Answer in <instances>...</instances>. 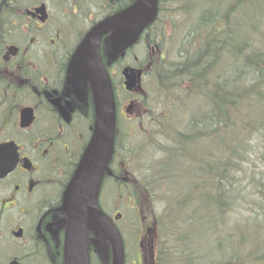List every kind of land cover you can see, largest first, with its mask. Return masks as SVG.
<instances>
[{"label": "flooded vegetation", "instance_id": "obj_1", "mask_svg": "<svg viewBox=\"0 0 264 264\" xmlns=\"http://www.w3.org/2000/svg\"><path fill=\"white\" fill-rule=\"evenodd\" d=\"M134 1L0 0V264H65L63 194L93 134L96 105L91 83L84 80L88 68L70 66L90 30ZM157 1L154 20L116 59L111 57L112 32L101 38V62L115 96L116 136L99 186L100 206L126 187L121 122L138 120L131 116L135 102L147 104L151 80L157 93L162 89L157 71L170 60L177 64L183 56L177 51L188 47L186 37L176 43L174 33H166L177 10ZM206 12H191L198 16L193 25L188 22V33L204 29L197 24ZM213 28L217 33L219 25ZM178 44L174 57H167ZM87 55L76 61L89 63ZM137 70L140 87L126 89V76L138 75ZM93 238L89 234L88 246ZM143 243L139 237L138 263L157 264L154 238Z\"/></svg>", "mask_w": 264, "mask_h": 264}, {"label": "trees", "instance_id": "obj_2", "mask_svg": "<svg viewBox=\"0 0 264 264\" xmlns=\"http://www.w3.org/2000/svg\"><path fill=\"white\" fill-rule=\"evenodd\" d=\"M247 1L233 0L231 11L220 17L204 13L197 24L204 26L198 31L203 36L197 28L196 37L187 33L179 62L157 71L162 90L190 96L192 103L188 124L147 181L154 192V183L164 181L170 208L155 220L158 264H264V250L256 256L244 246L251 234L232 228L228 218L238 197L239 154L260 124L254 110L264 114V53L252 38L262 18L247 9ZM171 238L175 251L169 256Z\"/></svg>", "mask_w": 264, "mask_h": 264}, {"label": "rangeland", "instance_id": "obj_3", "mask_svg": "<svg viewBox=\"0 0 264 264\" xmlns=\"http://www.w3.org/2000/svg\"><path fill=\"white\" fill-rule=\"evenodd\" d=\"M162 1L163 5L171 6L173 10H177L172 16L173 22L170 23V30L166 29V33H174L176 43H181L191 30L188 26L193 25L196 21L198 14H191V12L209 11L212 16L216 13L220 17L231 11L233 3V0ZM245 4L249 11L255 13V17L262 18V21L259 20L261 21L259 31H256L252 38L264 53V0H248ZM179 45H175L172 51L169 50L170 53L167 54V57H174ZM134 52L140 54L138 49ZM171 63L174 62L170 60L169 64ZM186 86L187 84L182 85L183 88ZM155 88L154 80H151L150 86L146 89L147 95H149L147 104H143L140 100L135 102L137 105H135L131 116H136L141 125L138 123L130 125L126 119L120 124L121 144L124 147L125 157L124 180L126 187H124V192L118 193V195L114 193L102 200L108 213L112 215L119 211L123 215L118 224L125 238L128 264H131L134 259L135 264H139L137 261L139 237L144 240L143 244L148 243L152 236L150 237V232H147V229L153 227L154 220L160 219L166 208H169L165 198L167 189L164 181L154 183L157 192H154L152 187H150L152 190L147 189V181L153 175L152 167L160 164L165 158V151L170 149L169 143L176 132L183 130L188 124L189 108L192 107L190 96L188 98L180 95L172 97L160 88L157 93ZM126 98L129 100V97ZM126 98L123 100L124 108L129 105ZM261 110H254L260 124L255 128L256 133L251 132L249 138H246V146L239 154L235 186L238 197L233 211L231 210V214L228 216L230 218L229 225L232 228L246 230L251 234L252 239L244 246L254 251L256 256L264 250V114L260 115ZM146 114L148 115L146 116ZM250 124L254 125L252 118ZM261 125L263 128L258 131L257 128ZM184 173L179 172L178 174ZM114 205L118 210L114 209ZM167 251L169 256L175 251L172 238L168 240Z\"/></svg>", "mask_w": 264, "mask_h": 264}, {"label": "water", "instance_id": "obj_4", "mask_svg": "<svg viewBox=\"0 0 264 264\" xmlns=\"http://www.w3.org/2000/svg\"><path fill=\"white\" fill-rule=\"evenodd\" d=\"M156 10L157 0H135L125 9L98 22L73 56L70 70L75 66L88 68L84 80L91 83L96 105L93 134L63 194L64 208L68 213L65 264H90L87 231L96 236L93 245L101 260L107 259L109 242L112 252L111 264H125L122 235L113 219L98 205L99 186L113 151L116 131L115 96L110 77L101 62L100 42L103 35L112 32L111 57L116 59L135 43L143 29L154 20ZM86 53L90 59L89 63L76 61ZM137 72L136 76H126V89L140 87L141 72Z\"/></svg>", "mask_w": 264, "mask_h": 264}, {"label": "bare ground", "instance_id": "obj_5", "mask_svg": "<svg viewBox=\"0 0 264 264\" xmlns=\"http://www.w3.org/2000/svg\"><path fill=\"white\" fill-rule=\"evenodd\" d=\"M217 17H219V16H217Z\"/></svg>", "mask_w": 264, "mask_h": 264}]
</instances>
